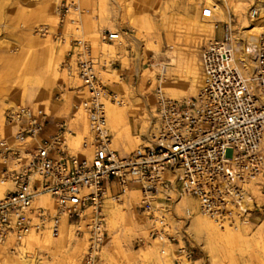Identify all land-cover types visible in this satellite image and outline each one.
Returning a JSON list of instances; mask_svg holds the SVG:
<instances>
[{"label": "built area", "instance_id": "built-area-1", "mask_svg": "<svg viewBox=\"0 0 264 264\" xmlns=\"http://www.w3.org/2000/svg\"><path fill=\"white\" fill-rule=\"evenodd\" d=\"M259 2L249 5V25L264 19ZM218 8L205 4L201 15L214 20ZM54 11L57 27L43 23L35 32L68 41L63 69L80 81L78 109L88 131L75 149L68 143L77 135L75 114L42 137L47 114L28 105L6 113L14 131L0 137L1 179L11 184L0 198V243L10 240L17 251L30 233L58 237L67 224L72 236L86 241L78 264H98L107 203L122 202L133 186L151 236L162 241L172 240L166 213L173 193L194 197L199 210L221 224L249 222L261 209L252 188L264 195V29L249 36L236 30L233 16L212 21L215 33L201 50L204 83L197 95L173 99L157 91L148 144L123 155L113 146L107 119V104L119 95L101 79V59L80 27L79 0H57ZM98 33L103 41L122 37L109 28ZM111 185L119 190L112 193ZM42 194L53 210L41 203ZM179 251L191 257L185 247Z\"/></svg>", "mask_w": 264, "mask_h": 264}, {"label": "rangeland", "instance_id": "rangeland-1", "mask_svg": "<svg viewBox=\"0 0 264 264\" xmlns=\"http://www.w3.org/2000/svg\"><path fill=\"white\" fill-rule=\"evenodd\" d=\"M56 1L0 0V111L4 116L3 120L0 119V137H11L5 127L11 128V135L13 134L14 127L5 120V112L9 111L12 103L20 108V105H26L27 102L44 99L45 103L60 107L71 93L77 94L78 97L81 95L78 84L80 81L70 77L63 69V62L70 47L68 41L60 43L35 32L36 27L43 23L57 27L58 18L54 11ZM226 1L227 5L221 0H79L80 27L85 38L91 43L93 55L101 59V79L119 95L117 101L107 104V108L109 105L120 106V99L130 100L131 108L125 110L124 120L121 121L125 122L126 128L128 126L129 130L132 129L131 134L138 136L140 142L147 141L152 131L151 110L157 91L165 96H168L165 91L168 86H183V89L191 91V88L180 80V76L186 75L192 79L189 82H193L201 74V50L204 43L215 33L212 21L233 16L236 30L245 33L247 28H243L248 27L250 23L247 11L250 3L256 0ZM209 2L216 3L219 7L216 15L214 14V20L203 18L201 15L203 5ZM259 3L264 7V0ZM128 8L131 12L134 9L135 12H132V25L127 16L130 10ZM53 13L54 19L51 17ZM202 21L208 23L212 31H201ZM69 28L73 29V26L68 25ZM100 28L119 30L122 37L116 41H103L98 33ZM190 34L196 36L192 42L186 41ZM110 44L113 47H110ZM177 54L186 56L185 60L192 58L189 65L188 61H181ZM177 70L179 71L176 73ZM194 95L196 94L186 92L178 99ZM77 102L78 100L74 99V104ZM60 110V114L64 115L73 112L75 107ZM78 111L79 109H76V114ZM72 117L73 115L66 120ZM108 126L114 138L115 134L109 121ZM86 132H81L80 127L76 144L72 143L73 137L69 138L68 143L78 149L81 137ZM112 143L114 144V139ZM4 165L0 155V180H3L1 170ZM252 190L261 204V209L252 214L249 222L243 223L248 226L246 237L249 240L233 237L234 241L232 237H228L229 241L228 238L220 240L207 235V231L198 224L197 214L201 211L196 199L189 195L179 197L173 193L166 213L169 225L167 230L172 240L157 239L160 242L159 249L163 253L149 259L142 255L143 248L153 245L156 237L151 236L147 214L135 210L140 197L130 199L135 215L133 209L125 203H115L107 211L106 225L109 235L105 234L106 239L98 264H169V261L171 264H264V251L257 246V243L260 246V241L264 242V195L257 186ZM127 193L130 194L129 191ZM185 200L189 201V204ZM62 233L65 241L57 245L29 247L24 242L17 251H12L11 241L0 243L4 250L0 249V264H15V261L22 259L26 260V264H78L79 257L86 248V241L72 236L69 227ZM54 242L59 240L55 239ZM180 247H185L191 252V257L180 252ZM161 248H164V251ZM28 259H32V263Z\"/></svg>", "mask_w": 264, "mask_h": 264}, {"label": "bare ground", "instance_id": "bare-ground-1", "mask_svg": "<svg viewBox=\"0 0 264 264\" xmlns=\"http://www.w3.org/2000/svg\"><path fill=\"white\" fill-rule=\"evenodd\" d=\"M225 5H227V1L226 0H221ZM210 3V2H209ZM208 3V4H209ZM128 6V5H127ZM130 6V5H129ZM130 9V8H128ZM133 9V8H132ZM136 10V9H135ZM133 13L134 12V9L132 11ZM132 12H131V9L128 10V15L129 16V21H130V24L132 25V21H131V18H132ZM137 12V11H136ZM139 12V11H138ZM137 16V14H135ZM54 13L51 14V17L52 19H54ZM135 16V17H136ZM138 19V18H137ZM258 21V20H257ZM54 22V21H53ZM134 24L135 21H133ZM264 22V19H260V21H258L257 23H253V26L252 24L249 25L247 27V30L245 31L246 34H248L249 36H252V33L255 32V31H261L262 29H264V24H262ZM200 23V22H199ZM138 26V25H137ZM199 26V25H198ZM197 27V26H196ZM51 29H53V25L51 26ZM200 29L201 31H212V27H208V23H205V22H201L200 24ZM189 37V38H188ZM186 38V41H189V42H192L194 40V38L196 37L195 35L193 36L192 34H190ZM97 39V38H96ZM96 41V40H95ZM96 44V43H95ZM110 47H113L111 44H110ZM175 47V46H174ZM176 48V47H175ZM174 50V49H173ZM176 52V51H175ZM186 55V54H185ZM192 57H193V54H191ZM179 59H181V61H185L187 63L188 61V65L190 63V60L192 58H188L187 60H185L186 56H184L183 54H177L176 55ZM174 57V56H173ZM176 58V57H175ZM174 58V59H175ZM192 66V65H191ZM193 67V66H192ZM179 70L176 71V73L178 72ZM182 71V70H181ZM183 72V71H182ZM192 72V71H191ZM198 72V71H197ZM67 76V75H66ZM180 76V75H179ZM193 77V75H192ZM68 78V77H67ZM180 80H182L183 82H185V84L187 85V87H190L191 88V91L189 89H183V86L182 88H175V87H171V86H168L166 87L165 91L168 93V97L170 98H173V99H178L180 97H182L183 95H185L186 92H191V93H194L197 95L200 87L203 85L204 83V78H203V75L202 73L199 74V76L193 80V82H189V77L186 76V75H181L180 76ZM166 79V78H165ZM192 80V79H191ZM77 82V81H76ZM79 82V80H78ZM164 83V82H163ZM173 83V82H172ZM80 85V82L78 83ZM78 85V86H79ZM171 85V84H170ZM166 86V85H165ZM185 88V87H184ZM80 91H81V95H83V91L81 90L80 88ZM80 93V92H79ZM195 96V95H194ZM4 104V103H3ZM119 105L120 106H116V105H109L108 108H107V115H108V121L110 122V124L112 125V129L114 131V145L117 147V148H120L122 149V151L124 153H130L132 151H134L136 148L140 147V146H145L148 144L147 141L145 142H140V138L138 136H134L133 134H131L132 132H130V129L126 128V126H124V123L123 121H121V119H123L124 117V113H125V110L127 109H130L131 108V102L130 100H127V101H124L122 99L119 100ZM121 105H124V106H121ZM2 107V106H1ZM10 109H8L9 111L8 112H11V113H15L19 110V107L12 103L10 106ZM135 108V107H134ZM2 110V109H1ZM0 119H4V116H3V113L2 111H0ZM77 116V118H76ZM124 120V119H123ZM74 124L75 125H78L81 127V132H86L88 131V121H87V117L84 115L83 112H80V110L78 111V113L76 114L75 113V118L73 120ZM127 124V123H126ZM79 133V132H78ZM76 136L73 137V140H72V143L75 145L76 144ZM80 140V139H78ZM123 141H127V142H123ZM79 142V141H78ZM138 146V147H137ZM10 181H7V180H0V198L4 195L5 193V190L8 189V187H11L10 186ZM131 195L134 199H136L138 196H139V193L138 191L136 190H133L131 191ZM186 198V196H185ZM41 203L46 205L48 208L50 209H54V203L52 202V200L49 198V195L48 194H42L41 197ZM186 201V200H185ZM193 201V200H191ZM190 201V203H191ZM195 201V200H194ZM188 202V203H187ZM187 204H189V201H186ZM196 204V203H195ZM120 212V211H119ZM125 214V213H124ZM198 224L201 225L200 227H202L203 229H205L207 231V235H209L211 238L213 239H223L224 238H228V237H232V241L233 240V237H237L239 239H246V240H249L248 237H246V231H247V227L245 224H243L242 222L240 221H235L233 223H229V222H225L223 224L217 222L216 220L212 219V218H208L207 216H205L204 214H202V212H198ZM123 217V216H122ZM113 220V219H111ZM114 221V220H113ZM245 223V222H244ZM67 227V224L64 225V229ZM64 229L62 230V232L64 231ZM60 233L61 235H59L58 237L54 238L50 233H46L44 235H39L37 233H30L26 239H25V242L28 244L29 247L31 246H35V245H38V246H46V245H49V244H58V243H62L63 240H64V234L63 233ZM150 233V232H148ZM149 236V235H148ZM56 240H59V242L55 243L54 241ZM158 238H154V243L153 245H148L146 248H143V252H142V255H144L147 259H149L150 257H156L158 256V254L160 253H163L160 251L159 249V246H160V242L157 240ZM237 239V240H239ZM116 240V239H115ZM168 239H166L167 241ZM226 240V239H225ZM229 240V238H228ZM226 240V241H228ZM236 240V241H237ZM260 240V239H259ZM264 240V239H263ZM10 241V240H9ZM65 241V240H64ZM230 241V240H229ZM245 241V240H244ZM243 241V242H244ZM248 242V241H247ZM258 242V241H257ZM262 242V243H261ZM260 246L258 245L257 243V246L260 247L261 251H264V242L263 241H260ZM55 245V246H56ZM164 246V245H163ZM27 247V246H26ZM162 247V246H161ZM0 249H2V247H0ZM162 251H164V248H161ZM259 249V250H260ZM3 250V249H2ZM253 250V249H252ZM256 250V249H255ZM258 250V251H259ZM4 251V250H3ZM30 253V252H29ZM27 254V253H26ZM167 255V254H166ZM31 256V255H29ZM33 256V255H32ZM120 256V255H119ZM263 259H264V255H262ZM34 258V257H33ZM30 260V262L32 263V259H28ZM14 261V260H13ZM29 262V263H30ZM163 263V262H162ZM15 264H26V260H17L15 261ZM28 264V263H27ZM160 264V263H159ZM169 264H171V261H169Z\"/></svg>", "mask_w": 264, "mask_h": 264}, {"label": "crops", "instance_id": "crops-1", "mask_svg": "<svg viewBox=\"0 0 264 264\" xmlns=\"http://www.w3.org/2000/svg\"><path fill=\"white\" fill-rule=\"evenodd\" d=\"M35 40V39H34ZM38 40V39H37ZM36 40V42H37ZM42 49V48H41ZM74 90H70V92H73ZM83 91V90H82ZM82 96L78 97L77 94L75 93H71L67 99H64V101L62 102V105L60 107H56L53 103L52 104H47L45 103L46 100H40V101H33V102H27L26 105H28L33 111L34 113H36L37 115H42L43 113L47 114V121L44 127V130L41 134L42 137H46L48 135H50L52 132L55 131L56 129V125L58 122L66 120V118H70L72 115H74V113H76V109H78V105L79 102L81 100ZM74 99H77L78 102L76 104H74ZM71 106L75 107V110L73 112L70 113H66V114H60V109L63 108L64 110H66L67 108H70ZM8 111L5 112V120H6V113ZM6 122V121H5ZM7 126H9L8 124H6ZM7 128V132L9 133V136H11V131L9 127H5ZM74 128L76 131H80V127L78 125H74ZM114 148H116L121 154L126 155L128 153H124L122 151V149L117 148L114 144H113ZM110 190L112 193H115L119 190L118 186L116 185H111L110 186ZM136 190L139 193V197H140V191L136 186H133L131 189H129L130 194H125V196H123V200L122 203H125L128 207H130L132 210V212L135 215V211L133 206H131L130 203V199H131V191ZM113 206L112 203H107V208H106V214L107 211H109V208H111ZM135 210H141V208L139 207V201L136 203L135 205ZM106 234L109 235L108 230H107V225H106ZM106 239V238H105ZM105 242V240H104Z\"/></svg>", "mask_w": 264, "mask_h": 264}]
</instances>
